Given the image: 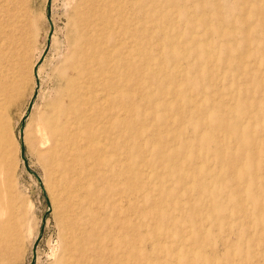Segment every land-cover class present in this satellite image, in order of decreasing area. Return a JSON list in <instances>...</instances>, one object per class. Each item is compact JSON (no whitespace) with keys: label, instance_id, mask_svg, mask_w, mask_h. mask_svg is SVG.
Instances as JSON below:
<instances>
[{"label":"rangeland","instance_id":"1","mask_svg":"<svg viewBox=\"0 0 264 264\" xmlns=\"http://www.w3.org/2000/svg\"><path fill=\"white\" fill-rule=\"evenodd\" d=\"M0 78V264H264V0H0Z\"/></svg>","mask_w":264,"mask_h":264},{"label":"bare ground","instance_id":"2","mask_svg":"<svg viewBox=\"0 0 264 264\" xmlns=\"http://www.w3.org/2000/svg\"><path fill=\"white\" fill-rule=\"evenodd\" d=\"M205 3V1H204ZM228 10V9H227ZM227 13V12H226ZM219 14V13H218ZM226 15V14H225ZM221 16V15H220ZM219 16V18L221 19V17ZM223 17V15H222ZM225 18V17H224ZM219 19V20H220ZM223 21V20H222ZM41 58V57H40ZM37 64V63H36ZM38 75H39V70H38ZM8 96L7 95V90H6V86H5V83H4V80L2 78H0V100L3 99L4 97ZM111 118H114L115 120V123H116V126L121 129V136L123 138H126L129 137V132H130V126H131V123L129 121V117L127 114L124 115L123 118H120V113H116V115H112ZM53 129L54 130H58V127L55 125L53 126ZM120 145L118 144L117 145V148L119 147ZM129 167V165H128ZM148 180H150V177H147ZM2 222L0 221V229H1V224Z\"/></svg>","mask_w":264,"mask_h":264},{"label":"water","instance_id":"3","mask_svg":"<svg viewBox=\"0 0 264 264\" xmlns=\"http://www.w3.org/2000/svg\"><path fill=\"white\" fill-rule=\"evenodd\" d=\"M51 3H52V0H48V9H49V11H50V7H51ZM48 19L51 20V17H50L49 15H48ZM50 36H51V34H50ZM42 59H43V58H42ZM34 73H35V76L38 77V66L35 67ZM37 85H39L38 79H37ZM37 91H38V90H36L35 95L37 94ZM32 104H33V101H31V105L29 106V110L31 109ZM22 132H23V129H21V134H22ZM23 149H24V148H23V146H22V155L24 156V151H23ZM42 232H43V231L41 230L40 236L38 237L37 241L35 242L34 254H35L36 246H37L39 240L41 239V234H42Z\"/></svg>","mask_w":264,"mask_h":264}]
</instances>
